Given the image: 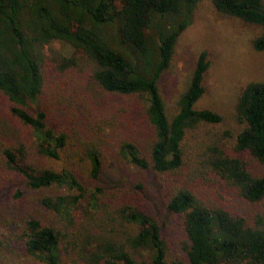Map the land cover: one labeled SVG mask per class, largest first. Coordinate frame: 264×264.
<instances>
[{"label": "trees", "instance_id": "trees-1", "mask_svg": "<svg viewBox=\"0 0 264 264\" xmlns=\"http://www.w3.org/2000/svg\"><path fill=\"white\" fill-rule=\"evenodd\" d=\"M201 1L0 0V94L10 105V116L28 130L26 140L17 137L2 157L26 188L43 193L40 206L57 220L29 214L11 228L15 239L3 236L9 244L18 243L43 264H167L161 227L127 201L131 193L120 204H109L101 188L89 191L78 176L81 169L88 180L100 179L108 145L104 125L96 118L81 119L84 127L70 135L51 124L42 96L51 83L50 64L62 74L80 68L84 58L91 66L89 89L122 101L120 107L111 106L113 116H121L119 109L129 122L137 116L142 121L137 127L145 138L120 140L118 161L142 172L176 174L184 165L187 135L222 120L214 111L196 108L210 66L206 52L197 57L172 117L159 88ZM211 2L220 15L259 28L252 47L264 51V0ZM54 43L65 44L70 55L52 48ZM235 117L244 127L234 150L264 166V81L242 89ZM3 128L0 124L5 135ZM75 138L77 145L72 144ZM209 152L214 154L204 155L203 164L231 182L245 200H264V175H254L240 158L217 148ZM44 160L65 163L56 170ZM54 190L61 194L44 195ZM166 209L181 219L186 264H264L263 219L250 225L187 187L171 194ZM0 233L6 232L0 228Z\"/></svg>", "mask_w": 264, "mask_h": 264}, {"label": "rangeland", "instance_id": "rangeland-1", "mask_svg": "<svg viewBox=\"0 0 264 264\" xmlns=\"http://www.w3.org/2000/svg\"><path fill=\"white\" fill-rule=\"evenodd\" d=\"M260 33L255 26L220 15L211 0H202L195 8L159 88L167 114L172 117L176 112L177 98L187 87L197 57L201 52H206L210 66L204 78L205 92L196 108L214 111L222 120L216 125L201 126L187 135L184 165L176 174L157 175L152 170L142 172L119 162L116 149L120 140L145 138L144 129L137 127L142 125L141 118L137 116L133 122H129L119 109L118 115L121 116H113L111 109L115 111L116 108L111 106L120 107L122 101L89 89L91 66L83 57L80 68L62 74L50 64L48 77L51 83H48L49 89L42 96V104L53 118L51 124L66 129L71 135L78 132L79 127H84L81 119L96 118L98 124L101 121L104 125V133L108 136L100 179L88 180L85 173L77 169L79 178L89 191L101 188L102 198L109 204H120L131 193L133 197L127 201L139 205L161 227L168 249L167 264H186V236L181 219L166 209V201L178 187L191 189L205 202L244 217L250 225L257 218L264 220V200L256 203L245 200L231 182L211 166L202 163L204 155L214 154L209 149L217 148L228 157L240 158L254 175H264V166L252 160L247 153L240 154L234 150L236 137L244 127L235 117L237 98L249 82L264 81V51L256 52L252 47L253 40ZM51 47L65 56L71 53L62 43H54ZM9 108V103L0 94V124L6 130L5 135L0 133V228L7 233H0V245H4L0 249V262L43 264L18 243L9 244L8 240L12 238L11 228L29 214L57 222L54 214L39 204L38 199L43 193L26 188L23 180L5 166L2 151L16 143L17 137L26 140L28 136V130L10 116ZM77 141L79 139H73L72 144L77 145ZM43 163L46 167L59 170L65 161L44 160ZM57 193L61 194V191H45L44 195Z\"/></svg>", "mask_w": 264, "mask_h": 264}]
</instances>
